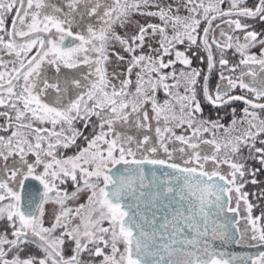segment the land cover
Wrapping results in <instances>:
<instances>
[{
    "label": "snow or ice",
    "instance_id": "6c2138e0",
    "mask_svg": "<svg viewBox=\"0 0 264 264\" xmlns=\"http://www.w3.org/2000/svg\"><path fill=\"white\" fill-rule=\"evenodd\" d=\"M0 264H264V0H0Z\"/></svg>",
    "mask_w": 264,
    "mask_h": 264
}]
</instances>
